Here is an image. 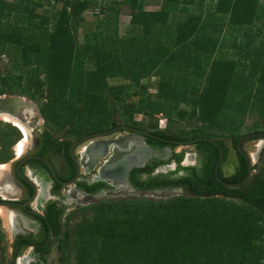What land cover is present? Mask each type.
I'll list each match as a JSON object with an SVG mask.
<instances>
[{
  "label": "trees",
  "instance_id": "obj_1",
  "mask_svg": "<svg viewBox=\"0 0 264 264\" xmlns=\"http://www.w3.org/2000/svg\"><path fill=\"white\" fill-rule=\"evenodd\" d=\"M44 1L0 0V56L7 54L9 45H16L22 49L25 63L21 73L0 71V95L20 93L38 102L50 97L49 103L40 105L43 116L56 127L62 125L64 117L93 123L88 130L74 134L80 137L109 128L116 113H166L173 122L171 114L177 109L180 119L202 121L203 134L214 129L239 136L237 118H230L226 109L257 107L264 116V49L250 48L253 37L248 36L246 42L235 44L241 52L238 58L230 57L223 51L226 36H221L226 25L236 33L261 20L264 0H217L216 8L207 10L210 18L206 21L203 11L184 9L186 5L202 9L206 0H162L159 10L145 9L153 0H113L105 7L99 0H48L49 4L62 3L50 15L37 12ZM117 4L130 6V22L142 27L140 33L119 34L118 14L107 15ZM99 7L105 14L98 24L103 29L80 43L77 27L83 14ZM185 10L186 18L177 22L175 14ZM200 45L204 47L197 50ZM216 47L220 52L214 56ZM30 62L38 64L43 78L34 75V69L24 71L23 67L33 65ZM85 62L96 69L83 72L80 67H86ZM154 75L159 76L157 99L149 91L151 85L143 82ZM110 76L131 81L110 85ZM202 77L205 88L202 82L201 87L196 83ZM191 94L198 96H188ZM136 95L151 111L136 108L129 101ZM79 102L85 103L78 106L81 111L73 107ZM182 102L191 103L192 113L181 106ZM263 129L257 123L252 130ZM154 130L167 135L166 129ZM167 180H151L138 188L182 187L188 194L158 201L149 197L101 200L81 209L83 218L100 208L109 219L94 216L83 224L84 219L79 220L76 237L72 236L73 228L68 229L62 264L70 263L72 240L74 244L80 240V264H264L263 196L250 199L242 189H226L210 174L196 176L191 184L187 177ZM221 191L223 196H217ZM236 194L247 199H237ZM3 237L0 219V239Z\"/></svg>",
  "mask_w": 264,
  "mask_h": 264
},
{
  "label": "flooded vegetation",
  "instance_id": "obj_2",
  "mask_svg": "<svg viewBox=\"0 0 264 264\" xmlns=\"http://www.w3.org/2000/svg\"><path fill=\"white\" fill-rule=\"evenodd\" d=\"M2 95L10 97L17 94ZM23 97L34 101L36 107L31 111L25 107L0 114V219L4 222L6 231L3 230L8 233L7 238L11 239L9 264H62L65 233L74 226L75 220H79L81 209L107 196H130L132 186L139 189L138 186H147L155 179L168 181L169 178L178 180L187 177L191 184L196 181V176L214 175L226 189H242L250 199L263 196L264 207V193L261 194L264 186V137L246 140L241 146L239 144L244 135L264 129L240 132L239 136H213L207 135L213 133L208 131L198 136L173 137L171 133L156 134L154 129L134 126L116 118L109 128L101 130L114 129L106 138L134 133L121 129L123 125L149 130L152 135H146L145 142L151 153L142 165L131 169L124 182L108 175L104 180L101 179L100 169L111 163L117 148L114 146L104 157L99 156L97 163L90 140L74 148L72 145L82 137L99 131L80 137L58 134V130L46 124L40 103L27 95ZM6 115H19V120L14 117L15 121L29 131L30 138L26 140L21 154L17 151V143L23 138V132L8 121ZM17 128L19 134L15 133ZM203 137L217 143L206 140L176 142ZM262 142L263 147L260 148ZM86 150L87 157L84 154ZM220 159L221 178L240 185L228 186L218 179L216 170ZM223 194L221 191L217 196ZM92 195L99 196V200L88 202L87 196ZM235 198L247 199L238 194ZM72 214L73 219H70Z\"/></svg>",
  "mask_w": 264,
  "mask_h": 264
},
{
  "label": "rangeland",
  "instance_id": "obj_3",
  "mask_svg": "<svg viewBox=\"0 0 264 264\" xmlns=\"http://www.w3.org/2000/svg\"><path fill=\"white\" fill-rule=\"evenodd\" d=\"M12 1V0H10ZM113 0H99L100 5L102 4V7L104 5L105 6H110L112 4ZM120 1V0H119ZM216 2L217 0H206L203 8L201 9L199 5H186L184 7L188 8L187 11H189V9L192 11H196V12H200L203 11L204 12V19L205 21L207 19H209L210 17L206 14L207 10H210V12L212 10H214L216 8ZM44 5L41 7L37 8V12L40 14H45V15H50L52 14L55 10L59 9L62 7V3H48V0L44 1ZM161 4H162V0H153L149 3H147L145 5V9L146 10H159L161 8ZM185 10V12H177L175 14V18L177 17V22H181L182 20H184V18H186L187 16V12ZM115 12L118 14L117 16V21H118V26H119V34L121 36H127L130 34H138L142 31V27L141 26H133L131 24V14H132V9L130 8V6L128 4H117L115 5V7L113 9H110L107 12ZM187 12V13H186ZM111 14V13H110ZM260 15L261 20H258L253 26L249 27V31H245V29L234 33L233 31H229L230 27L228 28L227 25L224 27L225 31L223 34H221L222 38L224 36H226L225 38V46L223 51L228 53V56L230 57H234V58H238L240 49L238 47V45L235 46L236 43H244V41H247V37L251 36L252 38V43L250 48L255 47V48H263L264 49V2H262L261 4V9H260ZM84 19L81 20L78 24L77 27V35H78V39L80 43H85L86 42V38L87 35L93 36L95 33H100V32H96L99 30L103 29V26L101 28H99L98 24L103 21V17H105V14H102V12L100 11V7L96 8V9H90L88 11H86L83 14ZM171 19H174V14L171 15ZM104 31V30H103ZM102 32V31H101ZM214 34H216V32H214ZM221 38V39H222ZM92 40V38H90ZM204 47V45H200L198 46L196 49L197 50H201ZM201 48V49H200ZM220 51L218 50V48L216 47V49L213 51V55H218ZM212 53V52H211ZM22 49L16 45H9L7 48V54H4L2 56H0V71L3 73H6L8 71H14V73H21L22 71V67L23 66L24 61H23V57H22ZM33 65L28 64L29 66L27 67H23L24 71H29L34 69L33 74L36 76H41L42 78L44 77V74H42L38 69V64L37 63H33L30 62ZM86 65V67H80L82 68L83 72L88 73L89 71H94V69H96V67H93V65L91 63L85 62L84 63ZM180 74L185 73L184 71H180ZM158 80H159V76L158 75H154L151 76L149 78H144L143 82L145 83H149L151 86V88L149 89V91L151 93H153V99H157V90H158ZM107 81L110 85H117V84H121V83H130L131 80L129 79H125L123 77H108ZM201 82H202V86L203 88H205V83H206V79L204 77L201 78L200 82H196L198 84L199 87H201ZM255 83V81L253 82V84ZM202 91V89H201ZM200 91V92H201ZM10 93V92H8ZM10 94H17L20 95V93H10ZM20 96H24V95H20ZM190 97H194L196 98L198 96L197 95H188ZM218 98V97H217ZM51 98L48 97L47 100H43L40 101L39 103L42 105L49 103L48 101ZM191 99V98H190ZM143 98L139 97L138 95L133 96L132 98L129 99V101H132L133 103H135L136 108H140L142 107V109H148V111H151L149 108H146V106H143ZM74 103V101L72 102ZM71 104V102H70ZM182 104V105H181ZM180 105L187 109L188 111H190L192 113V106L191 103L190 105H188L187 103H181ZM84 107L85 103L84 102H79V104L77 105L75 103V105L73 106L75 110L81 111V109L79 107ZM124 110V107H120V111L122 112ZM144 111V110H143ZM142 110H134V112L131 115H127L125 116L124 114L121 113H116L113 116V121L117 118L120 119L121 121H129V124L134 125V126H138V127H153L152 129H155L156 127H159L160 129H166L167 132L169 133H173L174 135L177 136H183V137H187V136H198V135H203V130H205V124H203L202 121L198 120V119H180L179 115H178V110L174 109L172 111V116L174 118L173 122H170L168 120L169 115L166 113H156V114H147L145 111L143 112ZM236 109L234 110H230V109H226V112L228 114V116L230 118H233L234 116L237 118L238 121V125H239V132H249L252 129H254L257 125V123H259L261 126L264 127V116L262 115V113L260 112L259 108L257 107H248L245 110L242 109V111H238ZM84 111H82L83 113ZM104 112V111H103ZM96 114V112H94ZM198 113V112H197ZM94 114V115H95ZM83 117V115H81ZM107 118V116L105 117ZM197 118V117H196ZM62 121V125H60V127H56V125L51 124V122L47 121V125H49L51 128H55V130L57 131L58 134H64L66 136H75L74 134H78V133H82L83 130H88V125H91L93 123L91 122H83V120L80 119H71L70 117H64ZM112 123V122H111ZM105 125V123H104ZM92 126V125H91ZM58 128V129H56ZM18 132L16 131V134H19L20 131L17 128ZM207 131H210L207 130ZM211 132H215L217 133V135L220 136H226L228 134V132L222 131V130H214L212 129ZM190 133V134H189ZM23 136V135H22ZM22 138V137H21ZM258 151V150H257ZM139 196H125V197H116V196H107V198L105 199H101V200H107V201H121V200H125V199H135ZM141 198V197H139ZM150 199H154L155 201L161 200L162 198H156V197H149ZM100 200V201H101ZM166 200H170V199H166ZM98 201V202H100ZM97 202V203H98ZM152 208V207H151ZM156 208V207H155ZM101 209L98 208L97 210L95 209L94 211H89L88 214L86 213V218H83V212H81V215L79 217V220L83 221L80 223L79 220H75L74 221V226L71 227L73 228L71 232L72 236L75 235L76 237V228L79 226L80 224H83L85 222H87V220L90 218V220H92V218L98 217L99 218H104L105 219H109L108 214H105L104 212L100 211ZM156 211H159V209H154ZM97 212V213H96ZM89 217H88V216ZM111 215H113L111 213ZM109 215V217L111 216ZM102 220V221H104ZM2 222V228L5 230L4 228V222L3 220H1ZM78 222V223H77ZM77 223V224H76ZM76 225V226H75ZM4 237L3 239H0V264H9V247H10V241L11 239L7 238V232H4ZM6 231V230H5ZM74 240L71 241V243H69V257H70V263L69 264H80V260L78 258L79 257V249H78V243L80 242V240L78 241V243L74 244Z\"/></svg>",
  "mask_w": 264,
  "mask_h": 264
},
{
  "label": "water",
  "instance_id": "obj_4",
  "mask_svg": "<svg viewBox=\"0 0 264 264\" xmlns=\"http://www.w3.org/2000/svg\"><path fill=\"white\" fill-rule=\"evenodd\" d=\"M25 107L26 109L31 111L33 107L34 108L36 107V104L34 103V101L20 95H15L10 97L9 96L7 97L6 95H0V114L11 113L13 112L12 111L13 109L17 110L18 108L22 109ZM18 116L19 115H14L15 119H18ZM120 128L134 131V133L132 134L128 133L125 136H120L113 139H107L106 136L110 134L114 129L99 131L82 137L80 140L74 142L72 145V148H74L75 146L90 140L91 146L93 147V153L96 152L97 163H99V156L104 157L107 154V152L110 150V148L114 146H115L114 148H117L116 149L117 153L116 155L113 156L111 163H109L106 166H103L100 169V173L102 174L101 179L106 180L108 175L116 179H120L121 181L124 182L129 177L131 169L133 167L142 165L143 162L148 157V153L149 152L151 153V148L148 145H146L145 138L146 135H152V132H150L149 130L139 129L128 125H123ZM257 137L258 138L264 137V131L252 132L244 135L240 139L239 144L241 146V144L244 141ZM200 140H206L217 143L215 140L206 137L195 138L188 141H176V142L185 143V142H197ZM134 142L136 145L133 146ZM119 146H121L123 149H120ZM87 152L88 151L86 150V152L84 153L86 154L85 155L86 157H87ZM221 160L222 159L219 160L216 170L218 179L228 186L236 187L240 185V183L226 182L225 180H223V178H221V176L219 175ZM130 194L139 197H156L162 199H172L176 196H180L184 194L187 195L188 192H185L183 189L150 190V189H137L132 186V188L130 189ZM99 198L100 197L96 195L87 196L88 202H96L99 200Z\"/></svg>",
  "mask_w": 264,
  "mask_h": 264
},
{
  "label": "bare ground",
  "instance_id": "obj_5",
  "mask_svg": "<svg viewBox=\"0 0 264 264\" xmlns=\"http://www.w3.org/2000/svg\"><path fill=\"white\" fill-rule=\"evenodd\" d=\"M8 118H7V120L8 121H12L13 122V124H15L22 132H23V138L17 143V151H18V153H22L23 151H24V145H25V142H26V140L28 139V138H30V134H29V131H28V129L24 126V125H22L20 122H18V121H15V119L13 118V117H11V116H9V115H6ZM9 117H11V119L9 118ZM263 147V142L260 144V148H262ZM260 155V154H259ZM256 157H257V155H256ZM2 167H4V166H2Z\"/></svg>",
  "mask_w": 264,
  "mask_h": 264
}]
</instances>
